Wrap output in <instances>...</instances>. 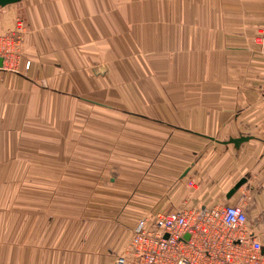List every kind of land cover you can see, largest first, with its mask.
<instances>
[{
	"label": "crops",
	"instance_id": "obj_1",
	"mask_svg": "<svg viewBox=\"0 0 264 264\" xmlns=\"http://www.w3.org/2000/svg\"><path fill=\"white\" fill-rule=\"evenodd\" d=\"M4 7L7 18L17 13L26 17L29 25L26 48L39 53L26 59H30L28 68L24 63L18 69L0 67V195L3 199L15 190L28 192L30 177H45L44 169H25V162L50 161L51 146L53 161L61 162L63 88L69 90L65 92L69 95L88 97L81 94L86 91L77 89L79 83L88 82L87 74L76 70L78 57L90 58L72 46L76 42L72 36L79 26L77 18L93 19L84 21L87 35L84 40L89 41L87 45L93 41L96 46L89 45L86 50L99 49L105 57L107 50L122 51V41L118 37L110 38L109 26L116 12L121 17L119 10H123L126 18H133L134 31L150 35L151 49L188 51L182 52L181 71L171 70L167 77H160L172 83L182 79V96L187 99L183 105H172L157 89L146 95L138 91L135 97L131 91L102 90V96L123 101L125 106L127 98L134 99V108L114 107L117 114L129 117L119 115L124 121L115 125L119 131L122 127V131L112 137V142L103 140L105 147H118L114 160L137 161V207H132L129 213L138 220L152 209L240 205L248 215L246 229L256 233L264 253V136L248 131L261 126L264 132V101L260 99L264 53L259 54L260 49L264 50V0H137L134 12L115 9L111 0H21ZM97 17L101 18L99 23ZM261 27V35L257 37ZM161 34L165 36L159 41ZM64 48L68 50L61 55L58 51ZM194 50L219 51L215 52L217 56L193 53L199 59H218L208 74L201 72L207 69L206 61L200 60L192 73L189 65L184 64V58H189ZM225 50L245 54L234 56ZM175 60L169 65H177ZM63 62L69 68L66 70L69 81H65L69 88L62 80ZM128 73L137 71L133 67ZM206 84L209 89H205ZM169 92L174 95L171 89ZM136 97L142 100V105H136ZM51 110L53 122L48 124L44 119ZM51 126L52 133L47 129ZM242 135L251 138L239 145L225 142ZM108 156L105 158L111 160ZM17 163L21 169H15ZM128 175L133 174L124 171L119 179ZM243 178L245 182L229 195ZM8 206L6 200L5 204L0 203V264H46L51 255L46 254L45 235H40L39 230L37 234L28 231L29 218H22L17 223L22 232L14 233L15 221L7 213Z\"/></svg>",
	"mask_w": 264,
	"mask_h": 264
},
{
	"label": "rangeland",
	"instance_id": "obj_2",
	"mask_svg": "<svg viewBox=\"0 0 264 264\" xmlns=\"http://www.w3.org/2000/svg\"><path fill=\"white\" fill-rule=\"evenodd\" d=\"M111 3L114 4L115 9H127L128 12L137 10V0H111ZM177 6L181 9V3ZM6 8H3L1 31L5 32L11 28L8 35L13 37V48L8 66L18 69L24 63L27 68V62H30V59H26L37 55L39 51L26 48L29 34L26 17L17 13L7 18ZM124 13L125 11L119 10L121 17H118V12H116L109 26L110 38L118 37L122 41L120 43L122 51L107 50L105 51L107 57H103L99 49L86 50L89 45H91L89 47L96 46L93 41L90 40V44L87 45L89 41L84 40L87 36L84 21L87 19L92 22L93 19L77 18L79 26L76 27V34L72 36L76 37V42L72 46L78 49V53L81 51L90 55V58L86 60H80L81 57H78L76 70L79 73L85 72L88 82L79 83L77 89L86 91L81 94L88 97L69 95L65 93L69 90L63 88L60 115L62 160L61 162L53 161V146L49 147L51 149L50 161L38 162V164L25 162L27 165L25 169H44L45 177H30L31 187L28 192L22 193L21 190H15L12 195H8L7 199L5 197L3 199L0 195V203L5 204V200L8 202L7 213L12 214L14 218V233H21L22 227L17 223L22 218H29L28 231L31 234H37L39 230L40 235H45L46 254L51 255L46 259V264H113L116 256L125 251L132 237L133 228L137 224V217H132L129 213L133 211L132 207H137V161L128 163L114 160L118 155L114 156L118 147H105L103 141L111 139L110 142H112V137L122 131V127L119 131L118 126L115 125L117 122L124 121L119 118V115L127 119L129 117L126 114H117L114 107L120 105L123 108L126 106L134 108V99L127 98L125 106L123 101L117 102L112 98L102 96V90L108 89L109 92L115 91V93L124 90L131 91L135 97L138 91L146 95L157 89L168 98L172 105H183L182 103L187 100L182 96L181 86L184 85L182 79L172 83L164 79L160 80V77L162 75L164 78L167 77L171 70L181 71L182 52L188 53V51L179 48L151 49L150 35L134 31L133 18H126ZM63 20L62 22L65 21ZM147 20L149 22V19ZM99 21L101 18L97 17V22ZM142 21H144L143 18ZM261 29L262 27L257 31V37H260ZM158 36L160 41L165 35ZM175 37L181 38L185 35H175ZM255 41L262 42L261 39H255ZM67 50L64 48L58 52L63 55ZM194 52L215 54L219 51H190L189 58H184V64L189 65L190 73L197 70V63H200V60L201 63L206 61L205 66L207 67L206 70L201 71L202 73L208 74L212 71V66L217 65V58L199 59L193 55ZM225 52L234 53V56L245 54L238 50H225ZM260 53H264V50L260 49ZM175 59L178 64L169 65L170 62L176 61ZM67 65L63 62L61 75L63 84L69 88V83L65 82L69 81ZM133 67L137 73H128ZM209 88L210 86L206 84L205 89ZM170 89L174 95L170 94ZM137 97L136 105H142V100ZM260 99L264 101V95L261 94ZM89 109H92L93 113ZM52 111L46 114V118L44 117L48 124L53 122ZM47 129L52 133V126ZM248 131L264 136L261 126L259 129L250 128ZM49 137L53 142V135ZM106 155L112 157L111 160H107ZM15 169H21V165L15 164ZM124 171L133 175L119 179ZM23 204H27L28 208L22 207ZM89 254L93 257L90 258Z\"/></svg>",
	"mask_w": 264,
	"mask_h": 264
},
{
	"label": "built area",
	"instance_id": "obj_3",
	"mask_svg": "<svg viewBox=\"0 0 264 264\" xmlns=\"http://www.w3.org/2000/svg\"><path fill=\"white\" fill-rule=\"evenodd\" d=\"M3 8L2 67L8 65L13 48V37L8 35L11 28L1 31ZM247 224V212L236 204L152 209L139 217L125 251L113 264H264L263 244L256 233L247 231Z\"/></svg>",
	"mask_w": 264,
	"mask_h": 264
},
{
	"label": "water",
	"instance_id": "obj_4",
	"mask_svg": "<svg viewBox=\"0 0 264 264\" xmlns=\"http://www.w3.org/2000/svg\"><path fill=\"white\" fill-rule=\"evenodd\" d=\"M21 0H0V6H6V5H9V4H12V3H16V2H19ZM3 65V60L2 58L0 57V67H2ZM251 136H248V135H242V136H239V137H234V138H231L229 139L228 141H225L227 143H234L236 145H239L240 143H242L243 141H246L248 139H250ZM245 182V178L241 179L233 189H231V191L229 192V195L233 194L235 192V190L240 186L242 185L243 183ZM189 235H187L188 237Z\"/></svg>",
	"mask_w": 264,
	"mask_h": 264
}]
</instances>
